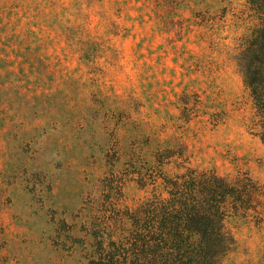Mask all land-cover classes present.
Segmentation results:
<instances>
[{"label": "rangeland", "instance_id": "374dc122", "mask_svg": "<svg viewBox=\"0 0 264 264\" xmlns=\"http://www.w3.org/2000/svg\"><path fill=\"white\" fill-rule=\"evenodd\" d=\"M258 26L247 0H0V264L130 249L135 210L186 168L264 188L235 61ZM259 221L227 218L223 264H264Z\"/></svg>", "mask_w": 264, "mask_h": 264}, {"label": "trees", "instance_id": "16d2710c", "mask_svg": "<svg viewBox=\"0 0 264 264\" xmlns=\"http://www.w3.org/2000/svg\"><path fill=\"white\" fill-rule=\"evenodd\" d=\"M247 6L259 26L235 61L250 91L254 124L264 144V0H247ZM162 184L165 198L135 210L128 232L130 249L118 247L111 254L103 250L92 264H116L122 254L128 256L123 259L129 264H223L237 248L234 234L226 227L228 217L255 216L260 220L257 225L264 224V188L248 173L229 177L186 168L162 177Z\"/></svg>", "mask_w": 264, "mask_h": 264}]
</instances>
